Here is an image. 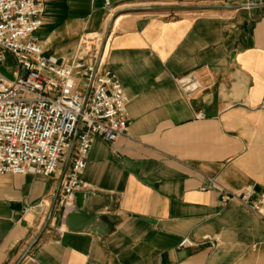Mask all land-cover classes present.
<instances>
[{"label":"crops","instance_id":"1","mask_svg":"<svg viewBox=\"0 0 264 264\" xmlns=\"http://www.w3.org/2000/svg\"><path fill=\"white\" fill-rule=\"evenodd\" d=\"M251 1L45 0V56L113 30L105 67L128 131L93 140L89 229L68 228L74 202L57 201L65 164L0 174V264H264V218L232 195L264 194V5ZM190 75L201 89L184 91Z\"/></svg>","mask_w":264,"mask_h":264},{"label":"built area","instance_id":"2","mask_svg":"<svg viewBox=\"0 0 264 264\" xmlns=\"http://www.w3.org/2000/svg\"><path fill=\"white\" fill-rule=\"evenodd\" d=\"M260 5L264 0L247 3ZM44 12L45 0H0V66L7 54L18 64L12 78L0 71V174L51 176L65 164L57 201L75 205V193L89 187L82 175L94 138L112 142L128 131V97L105 67L112 33L84 36L69 58L45 56L37 36ZM180 84L186 92L202 88L194 75ZM209 186L217 187L216 181ZM252 193L247 188L232 195L264 218V194L252 200ZM192 244L184 238L180 247Z\"/></svg>","mask_w":264,"mask_h":264},{"label":"water","instance_id":"3","mask_svg":"<svg viewBox=\"0 0 264 264\" xmlns=\"http://www.w3.org/2000/svg\"><path fill=\"white\" fill-rule=\"evenodd\" d=\"M247 6V5H241ZM86 198L85 192H76L74 195L75 208L68 213L66 224L72 230L89 229L98 220V215H90L83 211V204Z\"/></svg>","mask_w":264,"mask_h":264},{"label":"rangeland","instance_id":"4","mask_svg":"<svg viewBox=\"0 0 264 264\" xmlns=\"http://www.w3.org/2000/svg\"><path fill=\"white\" fill-rule=\"evenodd\" d=\"M109 32L113 33V30H110ZM100 41H96L95 44L99 45ZM90 42H88V46H90ZM18 68L17 61L15 57L11 54H7L5 57V60L3 64L0 66V71L2 74H4L8 78L14 77L13 72ZM24 74V72H23Z\"/></svg>","mask_w":264,"mask_h":264},{"label":"bare ground","instance_id":"5","mask_svg":"<svg viewBox=\"0 0 264 264\" xmlns=\"http://www.w3.org/2000/svg\"><path fill=\"white\" fill-rule=\"evenodd\" d=\"M105 55H106V51H105ZM69 203H71V201H69Z\"/></svg>","mask_w":264,"mask_h":264}]
</instances>
